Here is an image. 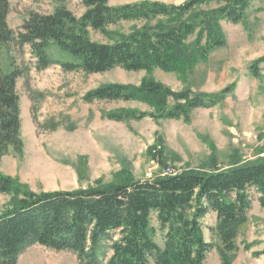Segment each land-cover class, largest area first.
<instances>
[{
  "label": "trees",
  "instance_id": "16d2710c",
  "mask_svg": "<svg viewBox=\"0 0 264 264\" xmlns=\"http://www.w3.org/2000/svg\"><path fill=\"white\" fill-rule=\"evenodd\" d=\"M251 0H187L181 5L138 2L110 6L108 0H82L85 11L76 18L65 8L51 14H30L15 33L7 24L8 0H0V46L28 47L35 69L58 65L66 72L102 74L114 69L184 76L225 44L220 23L245 22ZM214 5V7H210ZM139 22L117 39L107 28ZM109 37L98 43L89 33ZM57 47L65 59H52ZM258 59L249 72L258 77ZM20 71L0 67V159L9 149L20 153V108L16 80ZM234 84L211 94L175 92L144 79L137 86L106 85L88 92L83 101L138 102L148 111L117 110L106 114L114 122L187 120L197 109L224 102ZM264 208V159L223 169L212 158L206 168L137 181L118 175L109 183L69 191L35 193L0 173V195L8 197L0 213V264H16L29 247L66 251L76 264H204L213 245L204 240L200 220L215 215L210 229L220 241L221 264H230L239 228L251 208L249 191ZM156 214L163 246L154 241L151 215ZM264 259V250L258 253Z\"/></svg>",
  "mask_w": 264,
  "mask_h": 264
},
{
  "label": "rangeland",
  "instance_id": "374dc122",
  "mask_svg": "<svg viewBox=\"0 0 264 264\" xmlns=\"http://www.w3.org/2000/svg\"><path fill=\"white\" fill-rule=\"evenodd\" d=\"M181 5L187 0H108L110 6L138 2ZM7 24L15 33L30 14H51L65 8L76 18L85 7L82 0H8ZM210 7H214L211 5ZM141 23L122 22L107 28L111 37L128 35ZM225 44L213 50L190 73L178 76L158 69L150 72H126L114 69L102 74L66 72L58 65L35 69L28 47L0 46V67L20 71L16 92L20 108V153L9 149L0 159V173L15 179L32 192L69 191L109 184L118 175L137 181L166 176V169L180 173L206 168L212 158L226 169L264 159V60L258 64V77L248 70L251 63L264 59V0H251L244 23H220ZM98 43L109 37L89 33ZM52 59L63 60L54 45L48 51ZM152 79L175 92L215 94L234 84V91L223 103L209 109H197L187 120H151L114 122L105 116L117 110L148 111L138 102H94L83 97L106 85L137 86ZM251 208L247 222L238 230L236 251L230 264H264L258 253L264 250V208L258 195L249 191ZM8 197L0 195V213ZM204 240L213 245L204 264H221L220 241L214 232L215 215L201 220ZM154 241L163 246L156 214L151 215ZM16 264H76L66 251H52L39 245L25 250Z\"/></svg>",
  "mask_w": 264,
  "mask_h": 264
},
{
  "label": "built area",
  "instance_id": "2783aa9c",
  "mask_svg": "<svg viewBox=\"0 0 264 264\" xmlns=\"http://www.w3.org/2000/svg\"><path fill=\"white\" fill-rule=\"evenodd\" d=\"M166 175H174L175 173L172 172V170L170 168L166 169Z\"/></svg>",
  "mask_w": 264,
  "mask_h": 264
}]
</instances>
